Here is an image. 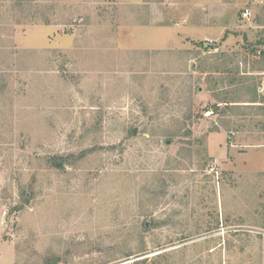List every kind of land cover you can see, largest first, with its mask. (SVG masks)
<instances>
[{
  "label": "rangeland",
  "instance_id": "1",
  "mask_svg": "<svg viewBox=\"0 0 264 264\" xmlns=\"http://www.w3.org/2000/svg\"><path fill=\"white\" fill-rule=\"evenodd\" d=\"M245 8L0 0V217L28 264H259L238 155L263 141L264 4Z\"/></svg>",
  "mask_w": 264,
  "mask_h": 264
},
{
  "label": "crops",
  "instance_id": "2",
  "mask_svg": "<svg viewBox=\"0 0 264 264\" xmlns=\"http://www.w3.org/2000/svg\"><path fill=\"white\" fill-rule=\"evenodd\" d=\"M255 4L253 0H246V8L245 9H253ZM244 9V10H245ZM243 10V11H244ZM263 69L260 71L263 77L264 83V56H263ZM253 106H259L262 108V126H263V141L260 145L250 147L248 151L244 154L238 155L239 157L246 156V174L253 176L256 174H260L262 178V206H261V215H260V224L255 225V232H251L254 235L255 243L258 248V260L259 264H264V101L262 104H258L257 102H252ZM254 154H251L253 153ZM238 157V158H239ZM237 159V158H236ZM235 159V160H236ZM15 249V247L8 242V240L4 239V223L0 217V264H28V260H24L23 256L19 255ZM116 264H130L128 261H118Z\"/></svg>",
  "mask_w": 264,
  "mask_h": 264
},
{
  "label": "built area",
  "instance_id": "3",
  "mask_svg": "<svg viewBox=\"0 0 264 264\" xmlns=\"http://www.w3.org/2000/svg\"><path fill=\"white\" fill-rule=\"evenodd\" d=\"M261 1V4H264V0L262 2V0H253V3L256 4V3H260ZM252 18V11L251 9H245L242 14H241V21L244 22V21H250ZM262 45L264 46V27H263V36H262ZM264 52V51H263ZM262 88L264 89V83H262ZM212 114V112H206L204 114L205 117H208Z\"/></svg>",
  "mask_w": 264,
  "mask_h": 264
},
{
  "label": "trees",
  "instance_id": "4",
  "mask_svg": "<svg viewBox=\"0 0 264 264\" xmlns=\"http://www.w3.org/2000/svg\"><path fill=\"white\" fill-rule=\"evenodd\" d=\"M259 44L262 45V42L259 43ZM260 56H261V59H263V56H264V52H263V51L260 53ZM262 61H263V60H262Z\"/></svg>",
  "mask_w": 264,
  "mask_h": 264
},
{
  "label": "water",
  "instance_id": "5",
  "mask_svg": "<svg viewBox=\"0 0 264 264\" xmlns=\"http://www.w3.org/2000/svg\"><path fill=\"white\" fill-rule=\"evenodd\" d=\"M127 262V261H126Z\"/></svg>",
  "mask_w": 264,
  "mask_h": 264
}]
</instances>
